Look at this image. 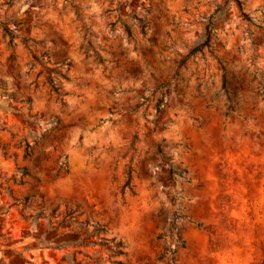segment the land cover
Returning a JSON list of instances; mask_svg holds the SVG:
<instances>
[{
  "label": "rangeland",
  "instance_id": "1",
  "mask_svg": "<svg viewBox=\"0 0 264 264\" xmlns=\"http://www.w3.org/2000/svg\"><path fill=\"white\" fill-rule=\"evenodd\" d=\"M240 2L0 0L15 33L0 26V264H172L171 253L158 259L170 250L174 264H264V104L252 81L264 72V0ZM208 25L210 47L187 56ZM224 79L237 90L228 116ZM158 144L189 182L169 181ZM128 165L132 193L122 192ZM52 211L75 212L88 231L104 225L123 255L37 245Z\"/></svg>",
  "mask_w": 264,
  "mask_h": 264
},
{
  "label": "trees",
  "instance_id": "2",
  "mask_svg": "<svg viewBox=\"0 0 264 264\" xmlns=\"http://www.w3.org/2000/svg\"><path fill=\"white\" fill-rule=\"evenodd\" d=\"M237 7L241 9V2L240 0H233ZM243 19L250 22L251 17L247 14L242 13ZM122 21V20H121ZM140 28L142 33H145V24L141 19H138ZM0 26L3 28V32L6 36H8L10 39H13L15 37V33L13 30L6 27L3 23H0ZM122 27L124 28L125 33L128 37H130L131 32L129 29V26L126 23H122ZM210 41H211V27L208 25L205 40L193 48L187 56H192L197 53H202L204 48L210 47ZM94 61L98 64L103 63L102 57L94 50H92ZM69 65V64H68ZM53 73H55L56 76H60L63 79H67V75L65 73H62L59 69H53ZM252 81L255 82V93L258 96L259 100L264 104V72L262 71H255L253 74ZM48 88H49V94L54 95L55 99L58 100L62 105H65L64 97L67 93L62 91L61 86L58 82H55V78L52 76L47 77L46 81ZM168 86L167 84L161 85L159 87V97L154 103L155 107V117L160 114L163 111V105H164V95L162 92V89L164 87ZM222 90L226 94V98L228 101L227 108L224 111V115L228 116L230 113L234 112V105H233V98L237 96V90L230 89L227 86L226 80H223L222 84ZM53 123H58L57 118L53 120ZM154 131V129L152 130ZM136 140V135H133L131 140V147H133L134 141ZM20 143H24V150L25 154L28 155L33 150V147L30 145L29 142H25L24 139L21 140ZM19 143V144H20ZM35 143V142H34ZM3 149V148H2ZM156 151L160 155V160L162 164L165 166V172L168 176L169 181L171 182L174 177H179L186 182H189L188 178L186 177L187 171L185 169H175L173 166L167 164L166 157L162 154L161 145L156 146ZM22 176L28 175V170L23 167L19 169ZM133 169L130 165L127 167L126 171V180L122 187V192L125 190H128L129 192H133V178H132ZM27 198H25L21 203L24 205L26 203ZM42 215V212H38L35 217H32L33 221H37ZM173 219L171 220V227L172 230L176 229L175 220L181 216L174 213ZM59 218L60 220L57 222H54V219ZM48 228L44 232H39L38 236L36 237V243L37 245L48 248L51 250L60 251L67 247H75L79 250L81 249H87V248H94L97 246H106L111 251V255L113 257H118L120 255H123V246L122 242H115L114 239H110L106 241L101 235L106 231V228L104 225H100L98 223H95L92 225V229L88 231L89 223L88 221H78V214H75L73 211H66L63 214L56 215L55 211H52L48 216ZM197 227H200L199 224H196ZM84 231V232H83ZM96 236L99 238V241L91 242L90 239ZM161 236H158L157 239H160ZM111 244V245H109ZM179 245L184 248V242L179 241ZM80 252V251H78ZM168 253H171L172 257L170 259V263L174 264V257L173 254L174 251L165 252L163 255H161L158 259L164 258L165 255ZM91 262L85 263V264H101L100 262H96L94 258L88 257ZM67 264H81L80 262H76L74 259L68 260ZM110 264H123L120 260H112Z\"/></svg>",
  "mask_w": 264,
  "mask_h": 264
},
{
  "label": "bare ground",
  "instance_id": "3",
  "mask_svg": "<svg viewBox=\"0 0 264 264\" xmlns=\"http://www.w3.org/2000/svg\"><path fill=\"white\" fill-rule=\"evenodd\" d=\"M75 158H76V154H75Z\"/></svg>",
  "mask_w": 264,
  "mask_h": 264
}]
</instances>
